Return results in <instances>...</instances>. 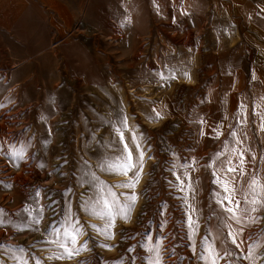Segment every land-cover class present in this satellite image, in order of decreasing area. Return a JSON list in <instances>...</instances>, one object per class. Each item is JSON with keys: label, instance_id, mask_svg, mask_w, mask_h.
Masks as SVG:
<instances>
[{"label": "rangeland", "instance_id": "obj_1", "mask_svg": "<svg viewBox=\"0 0 264 264\" xmlns=\"http://www.w3.org/2000/svg\"><path fill=\"white\" fill-rule=\"evenodd\" d=\"M150 2L0 0V264H152L148 239L161 242L164 224L167 243L180 233L188 245L180 176L189 168L205 210L198 247L218 241L227 264H248L246 252L264 250V209L252 213L247 203L264 198V0ZM41 81H81L64 118L50 116L46 142ZM125 145L139 151L132 152L138 167L111 190L131 202L135 195L140 219L151 194L162 199L122 259L113 240L123 244L126 232L104 234L103 203L83 205L91 188L73 176L81 154L114 167ZM230 166L249 213L226 231L212 200L218 172ZM137 173L134 187L122 186ZM72 226L80 234L68 247L78 252L68 256L53 241Z\"/></svg>", "mask_w": 264, "mask_h": 264}, {"label": "bare ground", "instance_id": "obj_2", "mask_svg": "<svg viewBox=\"0 0 264 264\" xmlns=\"http://www.w3.org/2000/svg\"><path fill=\"white\" fill-rule=\"evenodd\" d=\"M10 51L13 50L12 46L9 47ZM4 50L3 52H6ZM48 56V53L42 54V59L44 60ZM56 56V55H55ZM66 66H69L70 59L65 57ZM42 82V92H41V100H42V116L44 117L42 121V128L39 131V137L43 142H46L49 137H47V132L44 130L48 125L49 118L51 115H56L55 117L58 119L64 118V114H62V110L66 108L70 95L73 92V88L77 86L76 84H80L81 81H41ZM65 83L66 86L60 88V85ZM56 92V93H55ZM57 95V96H56ZM55 100V104L53 103ZM51 103H50V102ZM57 113V114H55ZM115 123H117L115 121ZM49 126V125H48ZM109 147H111L108 144ZM57 148V147H56ZM129 149L133 154L138 152L137 150L129 146ZM107 151V150H106ZM108 154L112 155V153L107 151ZM85 156V154H84ZM83 154L79 156V162L75 167L77 169L76 175L73 176L75 180L78 181V185L81 186L85 183H88L89 187L91 188L92 195L91 199L87 200V198L82 197V204L84 205L87 201L89 204L93 205H100L103 203L104 205V222L102 226L104 227V234L108 237H112L113 235L120 233V229H124L126 235L124 236V243H121L120 236L114 237L113 243L117 245V253L122 257L126 255L128 252L127 249L132 247L134 244V239H131V236L134 233L139 234L145 227L149 226V222L151 220V210L152 206L162 198L160 197H152V194L149 197V203L151 205L147 206L146 204L144 208L146 209V215L141 216V219L136 214V210H134V204L128 198L116 196V194L111 190L109 185L110 182L114 181H121L127 179L128 176L124 175L123 172L119 170L117 165H119V160L115 162V166H102L99 168V165L95 164V162L91 160H87ZM45 157V156H44ZM30 159L31 157H26ZM57 162V163H61ZM135 167L131 169V172H135L136 168L138 167L137 162H133ZM27 162L24 163V167H26ZM96 168H99L98 170ZM229 168H232L230 166ZM74 172V170H73ZM230 171H222L218 172L217 174V182L219 185V189L216 191L214 199L212 200V209L214 210V214L221 219V227L222 229H228V225L234 224L233 220L229 218L230 214L227 213L225 210V206L227 207H234V205H229L227 201L224 200L225 193L223 185L227 184L229 188L235 189L234 195L235 199L242 203L243 198L241 196L242 191L244 190V185L240 183H234L233 179L228 175ZM108 175H113L108 179ZM180 189L181 192L185 195V210H186V220L184 230L187 231V242L186 239L182 234L178 233V235L174 238L175 240L171 243H167L171 236L165 237L166 228L165 224L161 228V231L164 234V240L162 239L161 242H158L156 246H152L153 243V236H150L148 239V246L151 252V260L152 264H211V261L207 259L209 256V250L216 253L218 256V249L216 247V243L218 241H212L207 243L203 249L201 250L198 247V244L201 243L200 239L202 238L204 232H202L201 221L204 219V208L200 207L198 202V194H197V184L195 180V171L191 168L185 170L183 175L180 176ZM111 193V194H110ZM114 194V195H112ZM260 199V198H259ZM107 200L111 204V212L112 216L106 215L109 211L107 207H105L104 201ZM223 201V204L221 203ZM84 213H93L97 215L99 213L96 210L90 209L88 207L84 208ZM98 216V215H97ZM116 225L118 228L116 229ZM191 225V226H190ZM210 229H212V223L210 224ZM153 226V225H152ZM151 229H154L153 227ZM210 238L215 239L216 235L214 232L208 234ZM111 243V242H108ZM177 243L179 246L174 247L173 244ZM165 244L166 249L165 252V260L162 256V245ZM189 246V248H188ZM176 250L175 256L171 255V251ZM262 251V250H261ZM255 254L254 257L252 254ZM262 256V257H261ZM120 257V258H121ZM219 257V256H218ZM216 259V264H227V261H220L219 258L213 257ZM262 258V259H261ZM244 261L248 264H264V250L262 253L260 252L259 248H254L246 252L244 256ZM234 263V262H233Z\"/></svg>", "mask_w": 264, "mask_h": 264}, {"label": "snow or ice", "instance_id": "obj_3", "mask_svg": "<svg viewBox=\"0 0 264 264\" xmlns=\"http://www.w3.org/2000/svg\"><path fill=\"white\" fill-rule=\"evenodd\" d=\"M121 139H123V133H121ZM125 149L128 151V154L124 158L123 163L120 164V165H117L116 167H118L119 170L121 172H123L124 175H127V172L130 171L133 167H135V165L133 164V157H132L131 150H128V146L127 145H125ZM142 158H143V154H141V159ZM228 171L234 172V171H236V169L229 168ZM138 179H139V173L136 174V181H134L133 183H130L129 185H122V186H124V187H134L135 183L138 182ZM252 183H253V185H256L257 181L253 180ZM223 188H224L225 193H227V195H225V197H224V200L227 201V203L229 205H234V207L225 206V210L227 211V213L230 214L229 218L239 224L241 222L242 217L249 213V209H246V208L242 209L241 208L240 201L235 199V195H234L235 189L229 188L227 184H224ZM261 191H264V186H261ZM112 195H114V194H112ZM130 199L133 202H135L136 196L133 195V196L130 197ZM246 200H247V198H246ZM221 203L223 204V201H221ZM247 203L252 205V207L250 208V212H252V213H256V212H259L262 209H264V198L257 199L255 197H253V199L248 200ZM104 204H105V207H107L109 209V211L106 213V215L111 217L113 214L111 212V204H110V202L105 200ZM237 213H239V215ZM97 215H100V213H97ZM251 219H252L253 222L255 221V217H251ZM0 223H2V221H0ZM36 223H39V221H36ZM229 227H231V226L229 225ZM56 234L59 235V233H56ZM78 234H80L79 229H77L75 226H72L71 231H69L68 229H65V231L63 233V236H64L63 240H59L58 239V240L53 241V242L56 243L58 247L63 248L65 253L68 256H71L74 253L78 252V249L69 248L68 244L70 243L72 245H75L77 243L76 237H77ZM230 235L232 236V243L236 244L237 247H239V244H237L236 235H233L232 233H230ZM226 255H231V253H226ZM252 255L254 257L255 254L253 253ZM214 256L216 258H219L216 253H214L211 250H209V256L207 257V259L211 261V264H216V259L213 258ZM57 258H60V257H57Z\"/></svg>", "mask_w": 264, "mask_h": 264}, {"label": "crops", "instance_id": "obj_4", "mask_svg": "<svg viewBox=\"0 0 264 264\" xmlns=\"http://www.w3.org/2000/svg\"><path fill=\"white\" fill-rule=\"evenodd\" d=\"M151 0H147V2H149L150 4H151V2H150ZM152 1H155V0H152ZM156 1H160V2H163V0H156ZM170 1L171 0H165V2L164 3H166V4H168V3H170ZM124 2H115L114 4H117V5H122ZM126 3V2H125ZM128 4V3H127ZM134 4H136L135 2H129V5H134Z\"/></svg>", "mask_w": 264, "mask_h": 264}]
</instances>
